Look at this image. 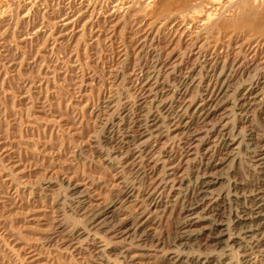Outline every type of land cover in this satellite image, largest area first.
<instances>
[{
	"label": "rangeland",
	"instance_id": "rangeland-1",
	"mask_svg": "<svg viewBox=\"0 0 264 264\" xmlns=\"http://www.w3.org/2000/svg\"><path fill=\"white\" fill-rule=\"evenodd\" d=\"M170 1L0 0V264H196L187 256L203 252L218 256L210 264H264V246L247 245L248 237L220 248L208 242L218 230L211 229L213 213H201L203 208L190 227L192 236L184 237V202L194 198L201 175L200 161L191 163L196 156L181 145L189 118L167 132L168 119L160 113L157 125L167 136L151 142L149 150H154L155 159L163 147L173 152L171 157L161 154L157 164L155 176L167 173L169 179L159 205H147L140 193L145 182L136 185L132 196L123 195L126 185L136 180L130 163L120 159L128 147L122 138L134 135L133 129H158L138 105L156 112L160 102L173 97L178 111L193 95L227 83L223 89L228 94L224 99L231 101L229 110L217 114L225 112L244 132L234 159L218 165L224 178L213 189L225 195L215 212L229 219L232 209L252 208L251 201H234L229 188L239 183L243 193L257 181L252 153L264 134V107L242 118L232 102L240 84L264 74V6L242 18L235 5L212 13L209 5L201 4L195 21L190 19L193 11L178 13L186 20L169 18L176 13L175 1ZM207 12L218 17L214 30L203 22ZM195 77L199 79L191 81ZM198 104L189 108L191 113ZM112 123L113 139L107 134ZM75 187L83 193L80 198ZM106 205L108 213L96 223L109 215L107 222L90 224V214ZM145 207L143 234L135 236L134 222ZM232 221L229 233H239ZM120 223L125 224L124 232H111ZM171 250L182 255L180 261L169 258Z\"/></svg>",
	"mask_w": 264,
	"mask_h": 264
},
{
	"label": "bare ground",
	"instance_id": "bare-ground-1",
	"mask_svg": "<svg viewBox=\"0 0 264 264\" xmlns=\"http://www.w3.org/2000/svg\"><path fill=\"white\" fill-rule=\"evenodd\" d=\"M155 1V0H154ZM168 1V0H167ZM170 1V0H169ZM175 1L174 4L176 13H173L171 15V17L169 18H173L176 19L175 17L178 18H182L183 16V12L185 11H193L194 13L192 14L191 12V20H195L196 16V12H197V7L200 6L201 4H207L209 5L210 9L212 10L211 12L213 13V11L218 12V10L220 11H224V6L226 7H231L233 5L236 6V8L239 10L238 14L240 15V17L244 18L246 16L252 15L254 13H256L257 11H261V7L264 6V0H173ZM139 2V1H138ZM147 2V1H146ZM171 2V1H170ZM159 3V1H158ZM162 3V2H160ZM166 3V2H165ZM21 4V3H20ZM142 4V3H141ZM170 4V3H169ZM229 4L230 6L226 5ZM132 5V4H131ZM130 5V6H131ZM162 5V4H161ZM160 5V6H161ZM86 6V5H85ZM148 6V5H147ZM165 6V5H164ZM168 6V5H167ZM171 6V5H170ZM174 6V5H173ZM205 6V5H204ZM208 7V6H207ZM163 8V7H162ZM165 8V7H164ZM172 7H169V9ZM203 8V7H202ZM235 8V9H236ZM117 9V8H116ZM173 9V8H172ZM222 9V10H221ZM232 9V8H231ZM153 10V9H152ZM161 10V9H160ZM167 10V8H166ZM227 10V9H226ZM142 11V10H141ZM157 11V10H156ZM163 11V10H162ZM171 13L172 10L170 9ZM199 11V10H198ZM264 11V10H263ZM166 11H164L165 13ZM174 12V11H173ZM201 12V11H200ZM211 12H207L208 14L205 16V19L203 20V22H205L206 24V29H212L216 26V24H218V17L216 18L215 15L216 13L212 14ZM178 13L182 14L181 16L178 15ZM186 13V12H185ZM184 13V14H185ZM188 13V12H187ZM188 13V14H190ZM222 13V12H221ZM230 13V12H229ZM163 14V13H161ZM166 14V13H165ZM200 14V13H199ZM234 14V13H233ZM168 15V14H167ZM195 15V16H194ZM188 16V15H187ZM234 16V15H233ZM261 16V15H260ZM220 17V16H219ZM241 18V19H242ZM183 19L186 20L185 17H183ZM198 19V18H197ZM217 19V21H216ZM222 20V19H221ZM220 20V21H221ZM243 20V19H242ZM71 21V20H70ZM190 21V20H189ZM196 21V20H195ZM174 22V21H173ZM191 22V21H190ZM202 22V23H203ZM195 23V22H194ZM233 23V22H232ZM242 23V22H241ZM201 24V23H200ZM204 24V23H203ZM204 24V25H205ZM220 25V24H219ZM205 29V28H204ZM202 30V29H201ZM214 30V29H212ZM211 34V32H209ZM213 33V31H212ZM218 33V32H217ZM24 34V33H23ZM209 34V35H210ZM215 40V39H214ZM216 64H214L215 66ZM234 65V64H233ZM241 65V64H239ZM238 65V67H239ZM203 66V65H202ZM213 66V65H212ZM211 66V68H212ZM257 66V64H256ZM253 67V65H252ZM233 68V67H232ZM248 68V67H247ZM255 68V67H254ZM223 69V68H222ZM234 69V68H233ZM236 69V68H235ZM234 69V71H235ZM250 69V67H249ZM208 70V69H207ZM206 70V71H207ZM211 70V69H209ZM216 69L214 68L215 71ZM227 70V69H226ZM232 70V69H231ZM245 70V69H244ZM191 71H193L191 69ZM203 71V70H202ZM238 71V70H236ZM240 71V70H239ZM252 71V70H251ZM264 71V70H263ZM200 72V71H199ZM197 72V73H199ZM232 72V71H231ZM260 71L257 72V74H259ZM170 73V72H169ZM189 75V71L187 72ZM204 73V72H203ZM202 73V75H203ZM214 73V72H213ZM216 73V72H215ZM239 73V72H237ZM256 73V72H255ZM254 73V74H255ZM171 74V73H170ZM191 74V73H190ZM208 74V73H207ZM210 74V73H209ZM230 74V73H229ZM228 74V75H229ZM241 74V73H240ZM245 74V73H244ZM248 74V73H247ZM201 75V74H199ZM226 77H229V76ZM237 75L236 72L234 73V76ZM253 75V74H251ZM256 75V74H255ZM260 75V74H259ZM197 76V75H196ZM214 76V74L212 75ZM211 76V77H212ZM221 76V75H220ZM250 76V75H249ZM159 77V76H158ZM157 77V78H158ZM181 77V76H180ZM186 77V76H185ZM188 77V76H187ZM191 77V76H189ZM194 77V76H193ZM231 77V76H230ZM244 77V75H243ZM198 77H195L193 80L191 79V81H195V79ZM219 78V76H218ZM232 78V77H231ZM251 78V79H250ZM249 80H247L244 84H240L241 87L235 89V93L233 96V110L236 109L240 115L243 116H248L251 112H255V110L257 108H263L264 107V74L260 77V78H252L250 76ZM185 79V78H184ZM199 79V78H198ZM201 80L198 82L200 83L203 79L200 78ZM211 80V78H209ZM208 79V80H209ZM227 79V78H225ZM224 79V80H225ZM229 79V78H228ZM248 79V78H247ZM197 80V79H196ZM219 80V79H218ZM240 80V79H239ZM244 80V78H243ZM226 81V80H225ZM228 81V80H227ZM242 81V80H241ZM240 81V82H241ZM184 82V80H183ZM187 82V81H186ZM210 82V81H209ZM160 83V82H159ZM162 83V81H161ZM164 83V82H163ZM166 83V82H165ZM190 83V82H189ZM188 83V84H189ZM193 83V82H192ZM203 83V82H201ZM200 83V84H201ZM205 83V81H204ZM212 83V82H210ZM209 83V84H210ZM223 83V82H222ZM243 83V82H242ZM169 84V83H168ZM181 84V83H180ZM185 84V83H184ZM187 84V85H188ZM217 84V82H216ZM214 84V85H216ZM225 84V83H224ZM227 84V83H226ZM225 84V85H226ZM231 84V83H230ZM155 86V84H153ZM166 85V84H165ZM170 85V84H169ZM195 85V84H193ZM208 85V84H206ZM213 85V84H212ZM218 85V86H217ZM215 87H213V89L211 91H209L210 89H208L209 93H205V94H201V95H193L190 104L187 103H183V104H179V109L178 111H174V106L171 103V99L173 98H169V100L166 101H162L159 103V105L157 106V110L156 112L153 111L152 109H148L145 105L146 108H142L140 105H138V107L140 109H144L145 112V117L146 121L148 122H152V124L154 125V127H158V129L154 132V129L149 132L150 130L147 129H137V130H131V132H134V135H129L130 138H125L123 137L122 139L126 141H124V143L122 145H128V147L126 146L124 149H126L125 154L122 156V158H120L124 163H130V166L132 167V175L135 178V182H132L133 184H127L126 185V190L124 191L123 195L126 197H130L134 194V192H136V188H137V184L139 185H144L143 183L141 184L140 182H145L146 186L144 185L143 187L141 186L140 188V193L145 197V201L147 203V205L150 207H153L154 205H156L158 203V201L160 200L161 197V192L162 190L167 186V184L169 183V179H168V175L167 173H164L162 176H155V172L157 169V164L161 154H169L171 157V152H173V149L170 151L168 148L163 147L160 151H159V156L157 157V159H155L156 155L155 153L153 154V149H151V142H156L159 141L162 137L167 136V134H164L163 129L161 128L162 126L157 125L160 121L161 115L165 114L164 116H166V118L168 119L169 122V126L167 129V132L172 130V126H176L177 128L179 126H181V123H183L187 118H189V121L186 122V126L183 128V131L181 132V145L185 146L187 145V153L191 152L193 155H195L196 157L191 161V163H193L194 161H200V172L201 175L198 178L199 181V189L198 191L195 193V195L193 196L194 198L191 200H188L189 202H184V207H183V215H185V221H183V223L181 224V229H183V234L184 237H191L192 233L190 232L191 229L190 227L193 226L197 220H195L201 213H209L212 212L213 213V217H212V225H211V229L212 230H218V232L216 233L215 236H212L211 238L209 237V241L213 243L214 247L216 248H220L223 247L224 245H227L230 242L233 241H240L241 237L244 236L248 237L250 239L249 243L246 244L250 245L251 247L254 248H258V247H263L264 246V134L261 135L260 139V144H257L258 146H256L255 149H253V153H252V158H253V163L251 165V170L253 171V174L256 175L257 177V181L251 186L250 190L246 191V192H240V187L239 183H233L231 181L232 187H230V191H234L233 197H234V201H251L252 203V208L249 209L246 206V209L244 207V209H232L230 214L227 215L229 216V219L231 220H235L234 225L238 228H240L239 233H229L230 229L232 228V224L229 222V219L226 217H223L222 215L218 214L215 212V207L216 204L218 202V200L223 196L224 191H215V189H213V185L219 181L223 180V174H221L220 172L218 173L219 169L218 165L228 161V159L233 160L234 159V149L235 148H239L241 143H242V138H241V133L244 132V130L242 132L239 131L238 129V125L233 122L234 119H227L229 117L226 116V113L223 111H228L229 110V99H224V94L225 91H227V89L224 91L223 87L219 84H217ZM239 85V86H240ZM168 86V85H167ZM173 86V85H171ZM191 86V85H190ZM198 86V84H197ZM195 85V87H197ZM161 87V86H160ZM163 87V86H162ZM169 87V86H168ZM176 87V86H175ZM179 87V86H178ZM185 87V86H184ZM183 87V88H184ZM201 87V85L199 86ZM198 87V88H199ZM206 87V86H205ZM209 87V85L207 86ZM211 87V86H210ZM211 87V88H212ZM155 88V87H153ZM173 88V87H170ZM156 89V88H155ZM162 89V88H159ZM168 89V88H167ZM179 89V88H177ZM151 89V92H153ZM163 90V89H162ZM161 90V91H162ZM169 90V89H168ZM171 90V89H170ZM169 90V91H170ZM175 90V89H172ZM187 90V89H186ZM233 90V89H232ZM160 91V90H159ZM168 91V92H169ZM229 91V90H228ZM174 91H172L173 93ZM188 92V91H187ZM163 93V92H162ZM164 93H165V89H164ZM179 93V92H178ZM183 93V92H182ZM157 94V93H156ZM155 94V96H156ZM159 94V93H158ZM161 94V93H160ZM186 94V92H185ZM196 94V93H195ZM154 95V93H153ZM172 95V94H171ZM181 95V94H180ZM228 94H226L225 96H227ZM233 95V94H232ZM231 96V95H229ZM228 97V96H227ZM158 98V97H157ZM166 99V98H164ZM163 99V100H164ZM174 99V98H173ZM176 99V98H175ZM179 99H177L178 101ZM228 100V101H226ZM200 102V104H198L197 108L194 109V111L191 113L189 108H191V106H193L195 104V102L197 103ZM174 102V100H173ZM186 102V101H185ZM231 102V101H230ZM140 103V102H139ZM138 103V104H139ZM144 103V102H143ZM142 103V104H143ZM231 103V104H232ZM141 104V103H140ZM153 104V103H152ZM154 105H156L154 103ZM149 106V105H147ZM232 107V106H231ZM152 108V107H151ZM178 108V107H177ZM124 109V108H123ZM176 109V108H175ZM231 109V108H230ZM127 110V109H126ZM122 111V113H125L127 111ZM134 110V109H133ZM136 110V109H135ZM146 110V111H145ZM219 110H223L222 112H220V114H217ZM235 110V111H236ZM132 113H136L135 111H131ZM138 112V111H137ZM143 112V111H142ZM231 112V111H230ZM234 112V111H232ZM129 113V111H128ZM140 113V112H139ZM131 114V113H130ZM141 114V113H140ZM217 114V115H216ZM232 114V113H231ZM235 114V112L233 113ZM238 114V115H239ZM252 114V113H251ZM114 115V113H113ZM132 119L134 117V114H132ZM218 116L217 118H215L216 116ZM115 116V115H114ZM125 116V115H124ZM129 116V115H128ZM127 116V117H128ZM136 116V114H135ZM252 116V115H250ZM120 117V115L118 116ZM123 117V116H122ZM121 117V118H122ZM131 117V116H130ZM137 117V116H136ZM227 117V118H226ZM235 117V116H234ZM233 118V117H232ZM239 118V117H238ZM247 118V117H246ZM143 119V118H142ZM164 119V118H163ZM166 119V120H167ZM249 118H247L248 120ZM108 120V119H107ZM112 120V119H111ZM114 120V119H113ZM164 120V122L166 121ZM257 120V119H256ZM132 121V120H131ZM144 120H142L143 122ZM129 122V121H128ZM134 122L138 123V120H134ZM146 122V123H148ZM167 122V123H168ZM242 122V121H241ZM246 122V121H245ZM244 122V123H245ZM141 123V122H140ZM145 124V123H144ZM151 124V123H150ZM115 125L114 123H112L109 127V129H107V134L109 136H111L110 138L114 137V133L115 132ZM132 125V124H131ZM194 125V127H193ZM243 125V124H242ZM135 126V124H134ZM137 126V124H136ZM142 126V125H140ZM240 126V125H239ZM258 126V125H257ZM105 127V126H104ZM132 127V126H131ZM138 127V126H137ZM153 127V126H152ZM151 127V128H152ZM165 127V126H164ZM243 127V126H242ZM135 128V127H133ZM146 128V126H145ZM132 129V128H131ZM136 129V128H135ZM244 129V128H243ZM120 130V129H119ZM174 130V129H173ZM129 131V130H128ZM125 132V131H124ZM146 133H148L147 135H149V137L145 138ZM151 133L153 134V136L151 135ZM252 134V133H251ZM124 135V134H123ZM240 135V136H239ZM125 136V135H124ZM127 136V135H126ZM180 136V133H179ZM252 136V135H250ZM108 137V136H107ZM109 138V139H110ZM151 138L153 139L151 141ZM169 138V137H168ZM113 139V138H112ZM242 139V140H241ZM252 139V137H251ZM245 140V139H244ZM179 141V140H178ZM257 141V139H256ZM110 142V141H109ZM121 143V142H120ZM256 143V142H255ZM132 144V146L130 145ZM150 145V146H149ZM156 145V143H155ZM175 145V144H174ZM179 144L177 143V146ZM209 145V146H208ZM236 145V146H235ZM120 147V146H119ZM124 147V146H123ZM157 147V146H156ZM180 147V146H178ZM113 148V147H112ZM117 148V147H116ZM172 148V147H171ZM183 148V149H184ZM254 148V147H252ZM251 148V149H252ZM119 149V148H118ZM123 149V148H122ZM121 149V150H122ZM182 149V148H181ZM240 149V148H239ZM159 150V149H158ZM238 150V149H237ZM113 151V150H112ZM116 151V150H115ZM124 151V150H123ZM185 151V150H184ZM250 151V150H249ZM122 152V151H121ZM185 152V154H186ZM114 153V152H113ZM146 154L147 156L150 155L151 158H146V155L144 157H142V154ZM158 153V152H157ZM156 153V154H157ZM175 153V152H174ZM179 153V152H178ZM152 154V155H151ZM184 154V155H185ZM120 155V154H119ZM183 155V154H182ZM191 155V154H190ZM149 156V157H150ZM164 156V155H163ZM186 156V155H185ZM236 156V155H235ZM119 157V156H118ZM173 157V156H172ZM181 158V157H180ZM193 158V157H191ZM119 159V160H120ZM133 159V160H132ZM190 159V158H189ZM132 160V161H131ZM131 161V162H129ZM180 161V160H179ZM252 161V160H251ZM122 162V163H123ZM160 162V161H159ZM167 162V161H166ZM188 162V161H187ZM196 164V163H195ZM189 165V164H188ZM192 166V164H191ZM197 166V165H196ZM195 166V167H196ZM120 167V166H119ZM122 167V166H121ZM126 167V166H125ZM197 168V167H196ZM194 170V169H193ZM196 171V170H195ZM163 173V172H162ZM158 175V173L156 174ZM226 176V175H225ZM255 177V178H256ZM196 178V177H195ZM248 179V178H247ZM143 180V181H142ZM197 181V182H198ZM130 183V182H129ZM229 184V186H231ZM181 185V184H180ZM193 185V184H192ZM197 186V185H196ZM195 186V187H196ZM243 186V185H242ZM136 187V188H135ZM249 187V186H247ZM121 188V187H120ZM123 188V187H122ZM73 191L78 195L77 198H80L81 196H83L82 192L77 190V187L72 188ZM178 189V188H177ZM242 189V187H241ZM123 191V190H122ZM165 191V190H164ZM194 191V190H193ZM229 191V192H230ZM80 192V193H79ZM164 193V192H163ZM193 193V194H194ZM227 193V192H226ZM118 194V193H117ZM120 194V193H119ZM122 194V193H121ZM139 194V193H138ZM70 195V194H69ZM81 195V196H80ZM189 195V194H188ZM225 195V194H224ZM164 196V195H163ZM123 197V196H122ZM186 197V196H185ZM184 197V198H185ZM188 197V196H187ZM230 197V196H229ZM125 198V197H124ZM183 198V199H184ZM186 199V198H185ZM162 200V199H161ZM239 201V204H240ZM160 202V201H159ZM162 202V201H161ZM235 203V202H234ZM238 203V202H237ZM236 203V205H238ZM250 203V204H251ZM112 204V203H111ZM110 204V205H111ZM232 205V203H230ZM159 205V204H158ZM156 205V206H158ZM244 205V204H242ZM249 205V204H248ZM239 207V206H238ZM251 207V205H250ZM203 210L201 211V213L198 211L199 209ZM231 208V207H230ZM109 209V205H106L103 208H99V210L97 211H93L92 215L90 218V224H95L102 216H104L105 214L108 213ZM182 209V208H181ZM148 212V209L145 207V209H142V211H139V218L136 223V228H135V236L137 235H141L143 234L142 232V226L144 225V223H141V218L143 217V215H145V213ZM153 212V211H152ZM151 213V212H149ZM174 213V212H173ZM89 215V216H90ZM197 215V216H195ZM108 216H105L104 218H102L98 223H96V225H100L104 224L107 222ZM204 217V216H203ZM201 217V218H203ZM200 219V217H198ZM205 218V217H204ZM202 220V219H201ZM145 222V221H144ZM181 222V221H180ZM116 225V224H115ZM114 225V226H115ZM135 225V224H134ZM133 225V227H135ZM180 225V224H179ZM125 224L124 223H120L119 225L117 224L112 230L111 232H124L123 228H124ZM234 226V227H235ZM132 227V228H133ZM130 229V228H129ZM179 229V228H178ZM237 229V228H236ZM128 230V229H127ZM211 230V231H212ZM130 231V230H129ZM234 231V230H233ZM142 232V234H141ZM235 232V231H234ZM186 233V234H185ZM200 234V233H199ZM145 235V234H144ZM143 235V236H144ZM179 235V234H178ZM228 235V239L226 238V240L224 239L225 236ZM199 236V235H196ZM180 237H181V233H180ZM199 238V237H198ZM242 238V240H243ZM177 239V237H176ZM180 239V238H179ZM178 239V242H179ZM248 240V239H247ZM175 241V240H174ZM177 241V240H176ZM245 241V240H244ZM175 243V242H174ZM181 244V243H180ZM242 244V243H241ZM245 244V245H246ZM179 245V244H178ZM209 245V244H208ZM211 245V244H210ZM243 247V246H242ZM247 247V246H246ZM103 248V247H102ZM103 249H107V247L103 248ZM102 249V251H104ZM206 249V248H205ZM209 249V248H208ZM249 249V248H247ZM246 249V250H247ZM251 249V248H250ZM253 249V248H252ZM262 249V248H261ZM264 249V247H263ZM258 250V249H257ZM125 251V250H124ZM217 251V250H216ZM224 251V250H223ZM254 251V250H253ZM123 252V251H122ZM246 252V251H245ZM199 253V252H198ZM221 253V252H220ZM241 254V253H240ZM226 255V254H225ZM224 255V256H225ZM245 255V254H244ZM169 258L172 259L174 262L176 261H180L182 255L178 252H176V250L169 252L168 254ZM184 256V255H183ZM243 256V255H242ZM191 262H194L196 264H210V263H215L216 260L218 259V256L214 253H208V254H204L203 253H199V254H190L187 256ZM221 257V256H220ZM219 257V258H220ZM249 257V256H248ZM262 259V258H261ZM189 260V261H190ZM223 260V259H222ZM183 262V261H182ZM185 262V261H184ZM222 262V261H221ZM218 263H220L218 261ZM217 264V263H216ZM227 264H232V262H227Z\"/></svg>",
	"mask_w": 264,
	"mask_h": 264
}]
</instances>
